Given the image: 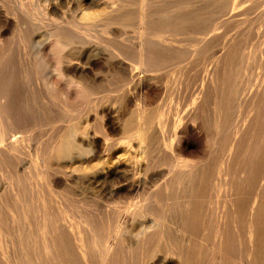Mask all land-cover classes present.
<instances>
[{
	"label": "bare ground",
	"instance_id": "6f19581e",
	"mask_svg": "<svg viewBox=\"0 0 264 264\" xmlns=\"http://www.w3.org/2000/svg\"><path fill=\"white\" fill-rule=\"evenodd\" d=\"M254 12L264 0H0V39L21 46L0 42V264H264Z\"/></svg>",
	"mask_w": 264,
	"mask_h": 264
},
{
	"label": "rangeland",
	"instance_id": "374dc122",
	"mask_svg": "<svg viewBox=\"0 0 264 264\" xmlns=\"http://www.w3.org/2000/svg\"><path fill=\"white\" fill-rule=\"evenodd\" d=\"M67 12H68L67 14H66V13L64 14V15H66L67 17H70V15H75V13H73V12H71V11H70V12L67 11ZM69 13H70V14H69ZM251 15H252V14H251ZM251 15H250V16H249V15H248V16L243 15L244 17L242 16V18L245 19L247 22L249 21V22H248L249 24L246 22V23H247V27H246V24H245V27H244V28L242 27V26H244V24H243V25L241 26V27H242L241 30L244 29V30L242 31V35H249V34H250V35L253 36V37H252V36L249 35V36H250V40L248 39V41H249V42H248V45H249L250 47L248 46V48H249V49H251V48L254 49L256 46H258L257 44H261V42H262L260 39H259V40H256V41H255V39L261 38L262 40H264V27H263V25H264V23H263L264 19H263L262 16L260 17V15H256L255 12L253 13L252 16H251ZM256 16H257V18H259V19H257V22H256ZM258 16H259V17H258ZM247 17H248V19H247ZM252 17H254V18H252ZM249 19H250V20H249ZM251 19H252V20H251ZM253 19H254V21H253ZM260 19H261L262 21H261ZM260 21H261L262 23H261ZM250 24H251L252 26H251ZM254 24H255V25H254ZM261 24H263V25H261ZM249 25H250L251 27H250ZM258 25H259V26H258ZM253 26H255L256 29H255V27L252 28ZM259 27L262 28L263 30H261ZM246 28H247V29H246ZM257 28H258V31H257ZM96 29H97V28H96ZM249 29H250V30H249ZM259 29H260L261 31H260ZM128 30H130V29H128ZM132 30H133V29H131V33H132V34H130V32H128V31H127V32H128L127 34H128V35H133ZM252 30H253V31H252ZM255 30H256V31H255ZM233 31H235V30H233ZM233 31H232V30L230 31V32H232L231 34L234 33ZM249 31H250V32H249ZM248 32H249V33H248ZM254 32H256L257 34L254 33ZM261 32H263V33H261ZM245 33H246V34H245ZM247 33H248V34H247ZM259 33H260V35H259ZM2 34H3L2 31H0V37H1ZM5 34H6V37H7V38L4 37V38H5V39H4V38L2 37V38L0 39V42H1V43H2V40H3V43H5V45H4L5 48H7V49H10V48H11V49H13V50H15L17 47H18V48H19V47L21 48V46L19 45V41H18V39L15 38L16 36H15L14 33H12L11 31H9V32L4 33V35H5ZM229 34H230V33H229ZM255 34H256V36L258 35V37H256ZM261 34L263 35V37H261V36H262ZM4 35H3V36H4ZM10 36H11V37H10ZM254 36H255V38H254ZM259 36H260V37H259ZM6 40H8V41L6 42ZM253 40H254V42H253ZM4 41H5V42H4ZM250 41H251V42H250ZM257 42H259V43H257ZM1 43H0V44H1ZM7 43H8V44H7ZM251 43H252V44H251ZM254 43H255V44H254ZM6 44H7V45H6ZM9 44H10V45H9ZM252 45H253V46H252ZM254 45H255V46H254ZM0 46H1V45H0ZM6 46H7V47H6ZM22 57H23V56H21V59H20V60H22ZM111 71H112L111 69L108 70V71H107V70H106V71L103 70L102 74L105 75V76L108 78V80H109V85L107 86V83H106V82H103V83H101V84L99 85L100 88H103V89L108 88V87L111 88V89L116 88V85H117V84L114 83L116 80H113L114 78H112V79L110 78V76L112 75V72H111ZM104 73H106V74H104ZM107 73H108L109 75H110V74H111V75L109 76ZM117 83H118V82H117ZM119 84H120V82H119ZM167 85L169 86V82L167 83ZM170 85H171V84H170ZM32 86L35 87V83H34V82H32ZM106 86H107V87H106ZM171 86H172V85H171ZM113 93H114V92H111L109 95H111V94H113ZM70 108H71V107H70ZM70 108H69V109H70ZM79 108H80V106H74L73 108H71V111H76V110H78ZM45 134H46V133H45ZM45 136H46V135H45ZM44 138H45V137H43V139H44Z\"/></svg>",
	"mask_w": 264,
	"mask_h": 264
}]
</instances>
